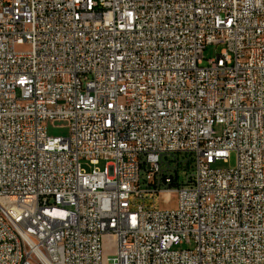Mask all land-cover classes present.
Returning a JSON list of instances; mask_svg holds the SVG:
<instances>
[{"label":"built area","instance_id":"1","mask_svg":"<svg viewBox=\"0 0 264 264\" xmlns=\"http://www.w3.org/2000/svg\"><path fill=\"white\" fill-rule=\"evenodd\" d=\"M0 264H264V0H0Z\"/></svg>","mask_w":264,"mask_h":264},{"label":"rangeland","instance_id":"2","mask_svg":"<svg viewBox=\"0 0 264 264\" xmlns=\"http://www.w3.org/2000/svg\"><path fill=\"white\" fill-rule=\"evenodd\" d=\"M221 46L220 47H213L210 46L206 49L205 51V58L209 59V58H213L216 56V54H218L221 50ZM205 65L207 64V60H205ZM216 132L218 135L222 134L223 131V126L222 125H216L215 127ZM48 132L50 136L53 137H68L70 135V130L67 126V122L65 121H50L48 123ZM236 163V155L235 153L232 154L231 158H230V162L229 163H225L224 161H220L217 164H215L216 168H220V169H225L228 168L230 166H234ZM99 167L101 169H104L105 167V162H102ZM176 202H177V195L173 196L172 200L169 202H162L161 206L164 209H172L176 207ZM157 204H158V200H157ZM105 248H106V253L108 255H112L115 252V245H116V240L114 237L110 236V237H106L105 240Z\"/></svg>","mask_w":264,"mask_h":264}]
</instances>
